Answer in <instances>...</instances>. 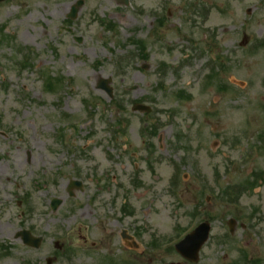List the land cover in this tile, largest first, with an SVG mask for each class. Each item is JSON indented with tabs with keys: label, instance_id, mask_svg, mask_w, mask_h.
<instances>
[{
	"label": "rangeland",
	"instance_id": "rangeland-1",
	"mask_svg": "<svg viewBox=\"0 0 264 264\" xmlns=\"http://www.w3.org/2000/svg\"><path fill=\"white\" fill-rule=\"evenodd\" d=\"M74 2L0 3L13 38H0V243L11 247H0V264H228L249 252L264 218L242 217L264 216V182L245 189L239 213L216 194L264 172V0H84L67 23ZM26 48L34 55L21 69L16 52ZM45 73L58 89L45 90ZM99 77L112 80L115 112L95 89ZM118 116L126 135L114 141ZM151 124L158 135L147 151L140 129ZM71 180L81 183L72 197ZM230 218L238 225L227 246ZM206 219L196 263L164 249ZM21 229L41 236L38 248L15 238Z\"/></svg>",
	"mask_w": 264,
	"mask_h": 264
},
{
	"label": "water",
	"instance_id": "water-1",
	"mask_svg": "<svg viewBox=\"0 0 264 264\" xmlns=\"http://www.w3.org/2000/svg\"><path fill=\"white\" fill-rule=\"evenodd\" d=\"M82 3L79 1L77 3V7H73L71 16H74L75 12L77 11L78 6ZM101 83H106L107 81L100 80ZM136 108L146 109L148 108L143 107L141 105H137ZM209 227L206 223L199 225L191 234L187 235L177 246L176 248L179 251H186L188 256L191 259H196V252L199 246L206 240L208 236ZM196 245V246H195Z\"/></svg>",
	"mask_w": 264,
	"mask_h": 264
},
{
	"label": "flooded vegetation",
	"instance_id": "flooded-vegetation-1",
	"mask_svg": "<svg viewBox=\"0 0 264 264\" xmlns=\"http://www.w3.org/2000/svg\"><path fill=\"white\" fill-rule=\"evenodd\" d=\"M263 237L259 241L254 242L249 252L242 251V264H264V240ZM246 245V244H245Z\"/></svg>",
	"mask_w": 264,
	"mask_h": 264
},
{
	"label": "trees",
	"instance_id": "trees-1",
	"mask_svg": "<svg viewBox=\"0 0 264 264\" xmlns=\"http://www.w3.org/2000/svg\"><path fill=\"white\" fill-rule=\"evenodd\" d=\"M140 45H141V47H142V48H144V45H143V43H140Z\"/></svg>",
	"mask_w": 264,
	"mask_h": 264
}]
</instances>
